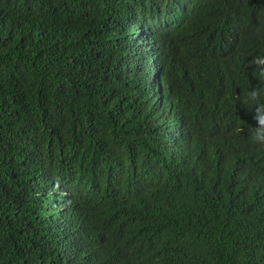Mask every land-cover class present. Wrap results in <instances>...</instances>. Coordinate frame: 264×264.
<instances>
[{
  "label": "trees",
  "instance_id": "16d2710c",
  "mask_svg": "<svg viewBox=\"0 0 264 264\" xmlns=\"http://www.w3.org/2000/svg\"><path fill=\"white\" fill-rule=\"evenodd\" d=\"M264 0H0V264H264Z\"/></svg>",
  "mask_w": 264,
  "mask_h": 264
},
{
  "label": "clouds",
  "instance_id": "9594fccd",
  "mask_svg": "<svg viewBox=\"0 0 264 264\" xmlns=\"http://www.w3.org/2000/svg\"><path fill=\"white\" fill-rule=\"evenodd\" d=\"M255 119L257 120L259 127L253 132L251 140L253 143L264 146V119L259 117V113L256 115Z\"/></svg>",
  "mask_w": 264,
  "mask_h": 264
}]
</instances>
